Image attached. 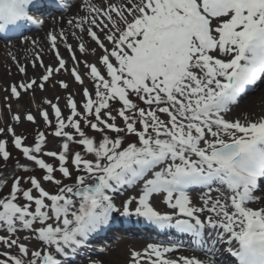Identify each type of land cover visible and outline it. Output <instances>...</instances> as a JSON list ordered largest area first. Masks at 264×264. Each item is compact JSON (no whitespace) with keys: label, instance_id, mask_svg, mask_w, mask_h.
<instances>
[{"label":"snow or ice","instance_id":"1","mask_svg":"<svg viewBox=\"0 0 264 264\" xmlns=\"http://www.w3.org/2000/svg\"><path fill=\"white\" fill-rule=\"evenodd\" d=\"M53 6L69 5L0 0V38L18 39L9 33L27 26L42 29ZM84 11L67 23L103 51L98 63L104 71L83 62L94 92L83 87L82 107L69 95L66 118L57 103L44 101L55 125L47 110L39 115L59 139V151L46 150L45 132L26 146L25 137L7 128L27 175H15L10 184L0 180V264H77L78 258L103 264L87 253L117 214L186 237L207 257H173L183 244L149 243L143 252L132 251L131 264H221L218 254L222 264H264V115L228 118L264 82V0H103L99 7L85 4ZM58 39L65 41V32L53 26L46 40L57 66L37 54L32 66L44 74L12 85V97L34 86L43 91L61 70L85 84L76 67L66 68ZM23 42L37 43L26 36ZM65 47L79 64L73 47ZM79 51H87L84 43ZM24 119L37 123L30 112ZM0 157L10 158L3 140ZM129 189L135 194L118 205L114 194Z\"/></svg>","mask_w":264,"mask_h":264},{"label":"rangeland","instance_id":"2","mask_svg":"<svg viewBox=\"0 0 264 264\" xmlns=\"http://www.w3.org/2000/svg\"><path fill=\"white\" fill-rule=\"evenodd\" d=\"M98 34L103 40V33H99L98 31ZM87 42L88 43L85 44L87 51L81 54V56L77 55L76 50L73 48L75 50L77 60L80 61L79 64H76L71 60V54L67 51L66 47H64V49L66 50V54L68 53L69 57V60L66 63V68L71 70L73 67H76L85 81L84 85L76 83L74 78L71 76L70 71L61 70L60 73H56L52 78H50L43 91L35 88L34 86V89L29 90L28 92L21 91L20 97L16 98L11 96L10 87L14 84L19 85L20 83H27L32 79H36L39 81L40 77L44 74V70L39 68L38 71H28L22 76H19L15 80V82L0 80V129H5L3 133H0V140L6 142L7 150L10 152L9 160L4 161L2 157H0V180L6 179L10 184L15 175H27L23 173L22 170L18 167L19 164H24L26 161L19 150L14 148L12 144V134L7 132L8 127H12L16 135H22L23 137H25L24 144L26 146H34L36 134L38 132H45L46 139L48 141L46 144V150L59 151V139L53 138L50 135L53 129L44 124L43 119L39 115V113L41 110H47L54 126L55 116L52 113L51 106L44 103L46 99L52 100L54 103H57L61 109L62 115L66 118L68 115H70V109L66 107V101L69 95H72L78 106L82 107V104L85 102L82 95L83 87L87 86L89 87L90 91L94 92V89L92 88V81L86 74L87 69H85L83 62L87 60L89 63H95L103 72V66L98 63V59L101 55H103V51L99 49L94 42H92V44H89V41ZM105 43L107 47L111 48L110 44H107L106 41ZM94 49L97 51L96 54L93 53ZM59 81H64L65 83H67L69 85V88H61L58 83ZM57 98L59 99L57 100ZM141 106L143 107L142 104ZM29 112L36 117V124L28 122L26 119H24V117H26ZM16 115L21 116L20 122H16L13 119V117ZM118 123L120 122L118 121ZM44 158L46 162L55 163L52 158ZM35 174L39 178V176L41 175V171L39 169H36ZM57 175L59 176L58 173ZM44 187L49 191L55 190V186L47 182L44 183ZM23 235L24 234L21 233V236ZM134 247L142 249V247L137 244H133L129 241H124L120 244V248H118L119 251H111L107 255L105 264H131L132 251H138L135 250ZM4 250L5 246L0 245V252ZM11 251L15 253V249Z\"/></svg>","mask_w":264,"mask_h":264},{"label":"bare ground","instance_id":"3","mask_svg":"<svg viewBox=\"0 0 264 264\" xmlns=\"http://www.w3.org/2000/svg\"><path fill=\"white\" fill-rule=\"evenodd\" d=\"M95 1L97 0H94V2H77L73 8V11L71 12L70 19H78L79 17L87 15V13L84 11L85 4H94L97 7L101 5L99 1V4ZM78 8L80 9L79 11H77ZM67 21V17H62L61 19H50L43 28L42 32L36 34V36L34 35L35 37L32 35L34 38L29 39V41L34 39L37 42L35 45H33L31 42L24 43V40H22V38H19L17 39V41L11 42L9 44L0 42V80L15 82V80L19 76L23 75L18 70L20 66L25 67L26 72H34L35 70L38 71V69L40 68L38 64L35 68L32 66L37 54L42 57L45 65H51L53 67L57 66V62L55 60L53 52L46 40V33L53 31V26L56 33H59L62 29L65 32L66 40L61 41L58 39L57 44L58 51L65 59L66 63L69 60L68 53L66 54V51L64 49L65 44L67 43L69 45L71 44V46L76 50L77 55L81 56V53L79 51V44H87V41H89V44H92V41L86 34H82L78 28H75L73 25H69ZM73 33H75V35H73ZM81 36L83 37L82 39L80 38ZM93 53L96 54L97 51L94 49ZM261 115H264V87L257 95H254L247 102L232 109L228 118L240 119L242 122H244L245 117H247L248 119H256ZM173 254L179 255V253ZM173 254L169 255L173 256ZM180 254H182L183 256H197L200 259H207V257L203 255H196L194 253L185 252ZM105 259L106 256H102L100 258L97 257V260L100 261H104Z\"/></svg>","mask_w":264,"mask_h":264}]
</instances>
